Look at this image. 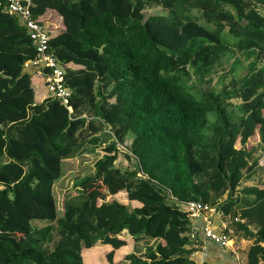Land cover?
<instances>
[{"label": "trees", "instance_id": "obj_1", "mask_svg": "<svg viewBox=\"0 0 264 264\" xmlns=\"http://www.w3.org/2000/svg\"><path fill=\"white\" fill-rule=\"evenodd\" d=\"M5 6L0 264H86L101 246L111 248L109 264H195L189 202L217 208L233 231L255 238L247 264L264 260V0H30L43 27L47 12L62 20L49 47L67 105L25 67L36 51ZM152 9L167 14L146 16ZM236 53L252 61L224 84L222 66ZM98 147L94 174L59 216L62 162ZM140 245L152 247L141 255Z\"/></svg>", "mask_w": 264, "mask_h": 264}, {"label": "built area", "instance_id": "obj_2", "mask_svg": "<svg viewBox=\"0 0 264 264\" xmlns=\"http://www.w3.org/2000/svg\"><path fill=\"white\" fill-rule=\"evenodd\" d=\"M29 3L30 0H6L5 6L7 12L15 15L19 23L26 29L36 51V57L28 61L25 67L34 69V76L40 78L46 84L52 99L59 100L67 105L71 92L65 84L64 71L50 50V36L46 28L33 19L29 10ZM187 212L189 217L203 218L205 221L203 234L206 240H210L223 248L230 246V239L225 233L226 226L218 232L212 226V218L215 215L227 218L221 211L200 202H189L187 203ZM192 237L193 239L196 237L193 232ZM234 253L237 256L236 252Z\"/></svg>", "mask_w": 264, "mask_h": 264}, {"label": "crops", "instance_id": "obj_3", "mask_svg": "<svg viewBox=\"0 0 264 264\" xmlns=\"http://www.w3.org/2000/svg\"><path fill=\"white\" fill-rule=\"evenodd\" d=\"M42 20L45 23L49 35H56L64 30L61 18L53 12H47L42 17ZM35 78V81L42 82L40 78ZM34 88H36L39 92L37 96L38 100H41L44 96V94L42 95V84H38L34 86ZM247 185L251 186L253 185V182H248ZM252 198V196H248L242 200L243 202L241 203L248 204L251 202ZM189 219L192 232L199 238H195L191 246L187 247V250L189 251V258L195 264H247V251L249 247L253 245L255 238L245 237L241 231H233L228 217L221 218L219 215H215L212 218L213 229L217 232L224 226L227 228L231 227L229 237L230 246L225 248L220 247L204 238L203 230L205 227V221L202 217H189ZM252 232H255V230L252 229ZM261 246L264 247V243H262ZM99 249L102 251V255L99 256L100 260H102V257L104 258L105 253L111 250L109 246H101ZM234 252H236L237 256H235ZM259 264H264V260H261Z\"/></svg>", "mask_w": 264, "mask_h": 264}, {"label": "rangeland", "instance_id": "obj_4", "mask_svg": "<svg viewBox=\"0 0 264 264\" xmlns=\"http://www.w3.org/2000/svg\"><path fill=\"white\" fill-rule=\"evenodd\" d=\"M262 11H264V8H261ZM167 13L162 11L161 9H152L146 12V16L150 15H159ZM238 61V65L234 66V62ZM252 60L247 61L244 59L242 55L239 53H236L235 56H233L231 59L225 60L222 68L223 70L220 74L221 78H223V83L228 84V81L231 77H234L235 79H239L248 69V64ZM233 68V69H232ZM233 71L232 73H230ZM219 77L214 76V80L212 82V86H215L219 88L221 86V83L219 84ZM256 140L252 139L249 141V145L252 147H256ZM100 146V145H99ZM257 149V147H256ZM120 151L125 152L126 148L123 146L119 147ZM261 150H256L255 155H258ZM100 149L99 147L96 149H92L91 151H87L84 154L78 155L74 159L65 160L62 162V169H61V178L57 180L53 185V193L55 196L56 204H57V210L58 215L62 216V208H63V202L66 198L71 197L75 198L78 195V187L77 184L82 180L83 178L93 175L95 172L94 165L95 163L100 159ZM117 198L125 202L124 195H118ZM148 247L152 246H142L140 245L137 249V252L143 255L145 253L146 249ZM102 255V252H100V249L98 250H92L89 252H86L85 254V260L86 264H109L107 261L102 257V260L99 259V256Z\"/></svg>", "mask_w": 264, "mask_h": 264}]
</instances>
